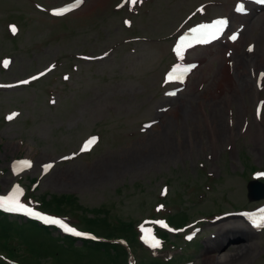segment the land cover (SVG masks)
Segmentation results:
<instances>
[{
	"label": "rangeland",
	"instance_id": "374dc122",
	"mask_svg": "<svg viewBox=\"0 0 264 264\" xmlns=\"http://www.w3.org/2000/svg\"><path fill=\"white\" fill-rule=\"evenodd\" d=\"M68 1L0 0V86L53 65L34 82L0 87V194L16 188L39 207L37 201L69 194L74 199L61 216L82 229L78 215H107L114 225L142 223L150 230L157 225L167 232L159 247L129 241L138 264L148 263V255L180 258L172 264H227L224 258L245 244L246 259L229 264H264V228L252 230L236 212L264 201L247 194L252 168L264 176V75L256 78L264 70V7L234 14L236 0H83L66 15L51 16L52 7ZM217 15L230 18L226 34L188 49L175 59L189 68L185 77L164 81L174 60L170 44L189 25ZM8 22L18 25L15 35ZM5 56L12 62L6 68ZM89 136L96 142L82 150ZM23 157L31 165L13 170L12 161ZM45 163H52L46 172ZM179 211L188 216L182 233L144 221ZM233 225L249 240L223 238ZM11 226L9 239L22 254L21 233L36 245L51 236L62 242L58 231L32 221ZM195 226L200 229L188 242ZM54 253L68 263L110 264L97 252L95 261L92 250L75 261L66 243H53L48 254ZM37 261L59 264L49 255L29 262Z\"/></svg>",
	"mask_w": 264,
	"mask_h": 264
},
{
	"label": "trees",
	"instance_id": "16d2710c",
	"mask_svg": "<svg viewBox=\"0 0 264 264\" xmlns=\"http://www.w3.org/2000/svg\"><path fill=\"white\" fill-rule=\"evenodd\" d=\"M52 197L53 198H50L49 201L48 200L42 201V205L43 207L45 205L49 208L54 209L50 211H54L57 213H64L60 211H64V206L66 204L71 205V200L74 199V197L70 196L69 194L53 195ZM77 217H78V222L81 225L85 224L84 228L97 233L98 235L104 237L106 240L104 241L83 240L81 245L87 248V250H85L81 248V245L74 246L73 238L71 239L70 237L67 236H58L59 239H62L61 243L51 236V238L48 241L41 240L37 242L38 245H36L34 242L31 241L32 237L21 233V236L25 239V241H23V245H25L24 247L25 249H27V250H23L24 254H22L18 252V250H15L13 244L11 242L9 243L8 240L10 233L13 232V228L11 226V222L13 221L7 219L6 216H1L0 217V248L6 250L11 257L19 258V260L25 264L39 263L40 261L37 262H29V261L36 259L38 256H47V255L51 256L53 260H58L59 264H70L71 261H69L68 263V261L62 259L58 255V253L48 254L49 250L53 248V243L59 245L66 243L67 247L71 248V250H73L76 253L77 256L74 257L75 261H80L85 254H91L88 253V251L92 250L93 252L92 254H95L92 255L95 261H97L98 259V256L96 254L99 253L100 258L105 260V262L109 261L110 264H125L126 255H127L125 248L118 242H110L108 240L116 239V238H126L128 241L135 242V240H137L136 239L137 232L134 225H131L130 222L115 223L116 225H114L113 223L108 221L107 215L106 217L105 215L104 217H99V216L86 217V215H84L83 217H80L78 215ZM187 218L188 216L185 212H183L182 215L179 214V215L171 216V220L176 225L184 223ZM99 222L102 223L100 227L103 229V231L96 232L98 228L97 224ZM19 224L21 226L24 224V222ZM41 228L46 229L45 227H41ZM33 244L35 249L31 248ZM27 253H29V256H26ZM60 261H63V263ZM0 264H5V263L0 260ZM71 264H75V263L71 262ZM142 264H160V260L151 258L148 263L142 262Z\"/></svg>",
	"mask_w": 264,
	"mask_h": 264
},
{
	"label": "snow or ice",
	"instance_id": "6c2138e0",
	"mask_svg": "<svg viewBox=\"0 0 264 264\" xmlns=\"http://www.w3.org/2000/svg\"><path fill=\"white\" fill-rule=\"evenodd\" d=\"M83 0H77V3H82ZM258 2L264 3V0H258ZM131 3L135 4L137 3V0H131ZM245 9L243 8L242 5H237L236 11L238 12H243ZM69 11V9L65 8V9H61L58 11H55L53 13V15H62L64 12ZM127 23V22H126ZM224 24V21H217L215 22L213 25H201L197 28H193L191 29V32L194 34V37L197 39V42H201L203 40V37L206 35H212L213 38H215V35L217 32H219L222 28ZM10 27V31L15 34V32L17 31L15 26H9ZM231 39H235V36L231 37ZM184 41V37H181V42L178 43L174 49V51L176 52L177 58L178 59H182V48L185 47L186 45L183 44ZM190 46V45H187ZM249 51H251V49H249ZM7 61L4 62L5 67L7 66ZM190 67H195V65H192ZM187 71H189L188 67H181L180 65H177L173 68L172 72L169 74V76L167 77L168 80H174V79H178V80H182V76L184 73H186ZM41 75H43V73H41ZM33 79H36V77H33ZM65 79H67V77H65ZM22 83H28V81H23ZM174 94V93H170ZM17 114L13 113L12 115H10L9 117H7V119L11 120L13 119ZM258 115H259V111H258ZM145 127H148V125H146ZM96 138H91L87 144H91L95 142ZM87 144L85 145V149L87 148ZM82 149V150H85ZM30 164L27 161L21 162L18 167L23 169L25 167H29ZM50 167V166H49ZM0 208L9 211V212H23L24 214L28 215V216H32L36 219L42 220L44 223L46 224H54V225H58L60 228H62L65 232H69L72 233L76 236H82L84 235L83 233H80L78 231H76L75 229L67 226L66 224H64L61 220L59 219H53L44 215H41L39 212H35L32 210V208L30 207H26L25 205L19 203L18 200V193L16 191L13 192V194H11L10 196L6 197V198H0ZM262 212H264V210H262ZM264 218V217H262ZM250 219H252L253 224L255 226H259V221L257 220V218L255 216L250 217ZM142 231H145L142 228ZM147 233H150V229L146 230ZM189 239H191V237H188ZM151 247L153 248H157L160 246V242L158 240H156L155 238H152L151 241Z\"/></svg>",
	"mask_w": 264,
	"mask_h": 264
},
{
	"label": "bare ground",
	"instance_id": "6f19581e",
	"mask_svg": "<svg viewBox=\"0 0 264 264\" xmlns=\"http://www.w3.org/2000/svg\"><path fill=\"white\" fill-rule=\"evenodd\" d=\"M248 44H250V43L248 42L247 43V46H248ZM197 47H199V46H197ZM194 48H196V47H194ZM245 55L246 54L244 53V56ZM11 64H12V62H11ZM243 66H244V63L241 62V63H239V67L238 68H243ZM239 76L240 77H243L244 76V73L243 72L239 73ZM241 85H243V84L241 83ZM243 86L245 87L247 85H243ZM210 107L212 108V102H210ZM183 111L184 112L187 111L186 105L183 106ZM214 115L217 116L218 115V112L215 111L214 112ZM169 123H170L169 121H166L165 122L164 127L162 128L163 129V132H165L166 129H168ZM217 124H218V121H217ZM216 126H218V125H216ZM225 233L226 234L223 235V238L239 236V237H242V238L246 239L245 241L249 240L248 234L245 233V230L241 226H235V225L229 226V227L226 228ZM221 244H217L215 247H219ZM244 247H246V244L244 245ZM244 247L243 246H240V248L237 251H235L233 253H229L224 258L223 262H226L227 264H229V263L236 262L237 260L243 261V259H246V257H247V251L244 249ZM217 256L219 258L221 257L220 255H217ZM213 257H216V256L214 255Z\"/></svg>",
	"mask_w": 264,
	"mask_h": 264
},
{
	"label": "water",
	"instance_id": "95a60500",
	"mask_svg": "<svg viewBox=\"0 0 264 264\" xmlns=\"http://www.w3.org/2000/svg\"><path fill=\"white\" fill-rule=\"evenodd\" d=\"M248 185V196L251 199H256L260 196H264V184L257 181V180H252L247 183ZM261 189H263L261 191Z\"/></svg>",
	"mask_w": 264,
	"mask_h": 264
}]
</instances>
